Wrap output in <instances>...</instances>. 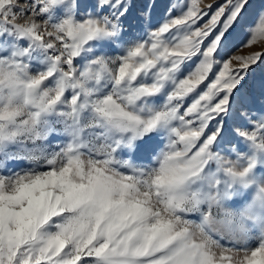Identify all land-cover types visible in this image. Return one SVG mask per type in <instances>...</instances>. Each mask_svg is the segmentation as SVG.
<instances>
[{
  "label": "snow or ice",
  "instance_id": "snow-or-ice-1",
  "mask_svg": "<svg viewBox=\"0 0 264 264\" xmlns=\"http://www.w3.org/2000/svg\"><path fill=\"white\" fill-rule=\"evenodd\" d=\"M250 2L0 0V264H264Z\"/></svg>",
  "mask_w": 264,
  "mask_h": 264
},
{
  "label": "rangeland",
  "instance_id": "rangeland-1",
  "mask_svg": "<svg viewBox=\"0 0 264 264\" xmlns=\"http://www.w3.org/2000/svg\"><path fill=\"white\" fill-rule=\"evenodd\" d=\"M188 0H154L155 7L152 9L150 24L152 26H157L168 17V9L173 4H178L181 8L187 3ZM223 0H202L201 7L205 11H209V15L211 11H214L215 8L222 3ZM145 3V0H134V4L136 7L132 9L133 17H138L140 8ZM208 5H212V9L209 10L207 8ZM261 10H264V0H251L250 6L245 14V19L238 25L235 30L232 32L229 43V50L234 51L235 47L243 42L244 37L247 33V25H255L258 23L257 13ZM175 14V13H173ZM209 17L205 16L204 20L200 21V24H203ZM143 27H147V25H143ZM264 49V42H258L256 45L251 48H243L236 54L239 56H247L251 52H256ZM253 77L257 80L264 76V72L261 71L260 68H257L253 73Z\"/></svg>",
  "mask_w": 264,
  "mask_h": 264
}]
</instances>
